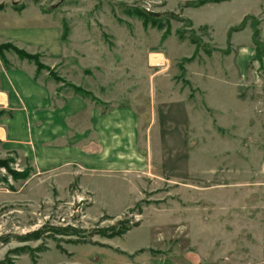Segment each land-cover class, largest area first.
Returning a JSON list of instances; mask_svg holds the SVG:
<instances>
[{"label": "rangeland", "instance_id": "rangeland-1", "mask_svg": "<svg viewBox=\"0 0 264 264\" xmlns=\"http://www.w3.org/2000/svg\"><path fill=\"white\" fill-rule=\"evenodd\" d=\"M51 23L61 30L59 61L0 39V70L26 60L58 91L134 105L148 166L134 174L136 201L125 184H99L97 202L77 172L38 173L5 143L0 95V264H105L103 238L180 206L187 227L198 207L207 228L153 254L187 252L196 236L218 264L261 260L264 0H0V33L42 36Z\"/></svg>", "mask_w": 264, "mask_h": 264}, {"label": "crops", "instance_id": "crops-1", "mask_svg": "<svg viewBox=\"0 0 264 264\" xmlns=\"http://www.w3.org/2000/svg\"><path fill=\"white\" fill-rule=\"evenodd\" d=\"M42 30V36H35L34 28L7 29L0 33V39L26 48H40L51 61H59L64 48L60 27L51 23L45 24ZM261 34L264 48V31ZM35 71L36 67L26 60L19 66L0 70L1 104L8 112L1 128L5 143L28 158L38 173L77 172L97 192V202L99 189L95 186L99 184L106 187L125 184L136 201L141 191L134 174L148 165L140 136L141 115L135 106L102 107L82 94L58 91L55 85L37 78ZM100 178L107 180L101 183ZM179 208L166 209L165 220L146 217L142 224L122 236L103 238V246L98 248L102 250L99 254L103 261L108 259L105 264L116 261L121 264H218V259L204 255L196 236L191 238L193 247L187 252L184 249L176 254L151 252L153 248L170 247L169 243L190 228L197 238L202 228H207L201 224L198 207L191 209L190 218L195 220L190 228L176 216L185 218L186 212ZM253 264H264V257Z\"/></svg>", "mask_w": 264, "mask_h": 264}, {"label": "trees", "instance_id": "trees-1", "mask_svg": "<svg viewBox=\"0 0 264 264\" xmlns=\"http://www.w3.org/2000/svg\"><path fill=\"white\" fill-rule=\"evenodd\" d=\"M144 15H145V14H144ZM146 15H148V14H146ZM256 45L259 46L260 43L257 42ZM0 47H1V46H0ZM1 51H2V49L0 48V53H1ZM22 56L27 57L28 60H32V59H33V57H31L30 55H27V56H26V55L23 54ZM33 60H34V59H33ZM120 233H121V232H120ZM120 233H119V232H116L115 235H119Z\"/></svg>", "mask_w": 264, "mask_h": 264}, {"label": "bare ground", "instance_id": "bare-ground-1", "mask_svg": "<svg viewBox=\"0 0 264 264\" xmlns=\"http://www.w3.org/2000/svg\"><path fill=\"white\" fill-rule=\"evenodd\" d=\"M159 65V64H158Z\"/></svg>", "mask_w": 264, "mask_h": 264}]
</instances>
